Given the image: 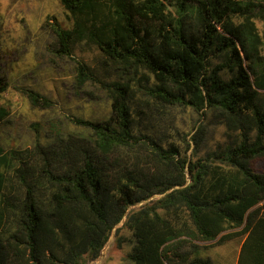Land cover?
Segmentation results:
<instances>
[{"label": "trees", "instance_id": "1", "mask_svg": "<svg viewBox=\"0 0 264 264\" xmlns=\"http://www.w3.org/2000/svg\"><path fill=\"white\" fill-rule=\"evenodd\" d=\"M59 1L71 26H56L58 52L86 38L113 63L150 72L162 103L218 109L239 132L193 159L134 130L128 82H113L106 119L76 117L77 131H54L48 143L0 146V264H85L120 222L131 231L125 264H211L192 257L198 242L236 236V264H264V170L253 163L264 157V55L253 21L264 22V0ZM214 54L222 61L207 68ZM77 72L92 76L83 62ZM7 86L0 72V94ZM7 114L0 104V120ZM204 132L199 125L186 148L194 152ZM185 243L190 251H180Z\"/></svg>", "mask_w": 264, "mask_h": 264}, {"label": "rangeland", "instance_id": "2", "mask_svg": "<svg viewBox=\"0 0 264 264\" xmlns=\"http://www.w3.org/2000/svg\"><path fill=\"white\" fill-rule=\"evenodd\" d=\"M253 21L264 55V22L258 17ZM57 25L71 26L70 14L59 0H0V72L8 81L7 89L0 94V104L8 111L0 120V146L4 150L30 148L36 141L48 143L54 131H77L76 117L106 119L111 114L112 83L121 81L129 85L134 130L152 134L163 145L174 142L193 159L235 141L237 123L227 120L222 111L208 106L197 111L190 105L162 103L150 93L157 83L150 72L113 63L86 38L74 43L70 55L58 52ZM221 61L218 54L210 56L207 68ZM80 62L90 68V78L81 80L77 76ZM220 73L224 79L232 74L227 68ZM26 90L46 98L48 105H33ZM259 98L264 105L263 90ZM199 125L204 127V137L193 152L194 144L191 142L187 149L185 138ZM253 163L264 170V157ZM117 227L99 256L85 264H125L132 245L131 231L122 222ZM243 237L220 244L198 242L199 249L192 257L208 259L211 264H236ZM191 249L185 243L180 251ZM178 259L173 257L170 262L177 263Z\"/></svg>", "mask_w": 264, "mask_h": 264}]
</instances>
